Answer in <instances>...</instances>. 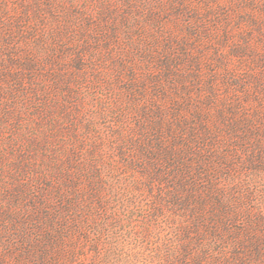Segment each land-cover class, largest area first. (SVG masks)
<instances>
[{"label": "rangeland", "instance_id": "rangeland-1", "mask_svg": "<svg viewBox=\"0 0 264 264\" xmlns=\"http://www.w3.org/2000/svg\"><path fill=\"white\" fill-rule=\"evenodd\" d=\"M0 264H264V0H0Z\"/></svg>", "mask_w": 264, "mask_h": 264}]
</instances>
